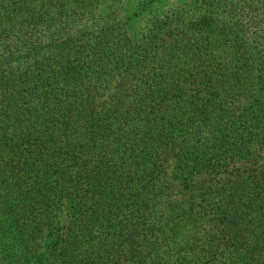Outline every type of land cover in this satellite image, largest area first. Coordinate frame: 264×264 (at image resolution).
<instances>
[{"label":"trees","instance_id":"1","mask_svg":"<svg viewBox=\"0 0 264 264\" xmlns=\"http://www.w3.org/2000/svg\"><path fill=\"white\" fill-rule=\"evenodd\" d=\"M129 1L0 0V264H264V0Z\"/></svg>","mask_w":264,"mask_h":264},{"label":"rangeland","instance_id":"2","mask_svg":"<svg viewBox=\"0 0 264 264\" xmlns=\"http://www.w3.org/2000/svg\"><path fill=\"white\" fill-rule=\"evenodd\" d=\"M188 0H158L152 5H149V0H130L127 7V14L134 16L132 29L137 37H140L145 32L146 27L149 25L150 20L159 14H163L167 11L175 9L178 6H184ZM135 14V15H134ZM241 106L247 104L249 99L241 97ZM174 162L171 163L166 181L170 183V186L174 192H178L179 186L176 180H171L174 170ZM65 223V220H63Z\"/></svg>","mask_w":264,"mask_h":264}]
</instances>
